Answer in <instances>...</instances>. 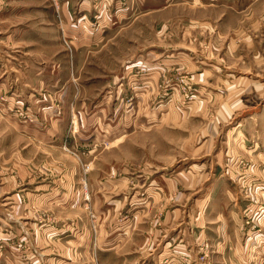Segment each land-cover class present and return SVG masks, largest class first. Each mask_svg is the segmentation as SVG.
Instances as JSON below:
<instances>
[{"label": "rangeland", "instance_id": "obj_1", "mask_svg": "<svg viewBox=\"0 0 264 264\" xmlns=\"http://www.w3.org/2000/svg\"><path fill=\"white\" fill-rule=\"evenodd\" d=\"M225 1H147L125 23L129 0L79 3L75 28L112 37L59 57L73 101L41 119L24 65L45 42L0 12V81H31L23 102L0 94V264H214L232 205L244 241L264 237V162L247 154L264 156V0Z\"/></svg>", "mask_w": 264, "mask_h": 264}, {"label": "crops", "instance_id": "obj_2", "mask_svg": "<svg viewBox=\"0 0 264 264\" xmlns=\"http://www.w3.org/2000/svg\"><path fill=\"white\" fill-rule=\"evenodd\" d=\"M44 1L47 2V0H0V12L4 10L6 16L12 17L10 18V20H8L9 22H12L11 20L16 22L17 20L16 17L18 15H19V19L26 17L24 20L30 23L29 31L31 32V34L36 33L35 36H38L37 34H40V37L38 38H40L41 40L39 42H41L42 40L43 42H45L37 50H36V46L32 47L34 48L35 54L37 55L33 56V54L31 55L26 54L30 56L28 60L31 61L30 63H27V61H25V65H24V67H26L25 69L30 70V72L26 71V73L28 72L30 77L34 78V80L30 79L32 81V85L33 86L38 85L39 89L38 90L34 89L35 92L31 94L29 100L25 99L27 102L25 100L23 102L22 97H23V93L25 92H23L22 86L30 87L28 83H31V81L28 80L27 81L28 83L26 82V84L23 85L19 81V79H15V81L13 82L16 84L13 85V87L15 86L16 89H14L13 91H11L13 89L12 86L9 87L11 89H7L6 85H4L5 83L0 81V94L6 91L5 93L7 94L8 103H14V101L17 100L23 102L24 106L26 107L28 106L34 108L39 114L38 117L40 119L48 118L47 116H49L50 118L52 117L56 118L57 116H62L59 112L61 111L62 113L64 111L63 106L73 101L71 95L73 91L69 92V89H66V87L70 84V82L69 84L63 83L62 81L63 78L58 77V75L60 76L65 71L67 72L69 70L68 68H66L64 62L60 61L59 57L65 55L66 56L65 58L68 59L67 55L69 56V54L71 55V53L72 56H77L78 54H86L91 51L94 53H99L102 49L106 47L108 42L107 40L112 37L110 34H107L108 32L106 33L101 32L100 34L91 35L89 28L88 31L82 28L87 32L82 31L81 28H77V29L75 28L76 27V24L74 23L75 13L78 10V8L76 10V6L79 3L81 5L87 4L88 7L84 6V8L87 10L90 7L91 0H56L58 3L60 2L59 3L60 5H62L60 6V10H61L60 29H59L60 26L57 23L58 15H56V12H54V10L52 9L53 8L51 4L52 0H48L47 2L49 3L50 7H45V5L43 4ZM147 1L150 3H155L158 0H129L130 4L125 9L124 15L126 18L124 23L126 22V20L127 22H130L132 20V17L136 15V11H139L141 9H146L145 8L146 3H148ZM198 1L200 2L202 1L204 3V0H198ZM242 1L243 0H227L222 4V6L226 5V7L228 6L234 8L236 5L241 4ZM244 1H246V3L248 2L249 4V1L251 2L252 0H244ZM253 1L256 2L257 0H253ZM114 8L118 9V7H116L115 5ZM87 12L90 14L92 13V11L90 12V9L89 11H85V13ZM119 14L120 16H123L122 12H120ZM5 20H7L6 17H4L3 19L0 18V22H6ZM2 28L5 27L0 24V31ZM10 30L13 29L10 28ZM10 33L12 32L8 31V34L3 35L4 37L5 36L7 37L8 42L9 41L12 43L20 42V40L18 41L15 39V36L17 34L15 33L10 34ZM62 33L67 36V39L72 45V48L67 49L68 51L63 50L64 48L60 43V39L63 38ZM41 36L43 37L41 38ZM25 60H27V58ZM35 61L38 62L36 63ZM67 61L69 62V60ZM71 64L73 65L76 64L75 59L72 61ZM3 66H4V70H8L7 64L5 65L3 64ZM12 73H14L13 70H10L11 75ZM14 75L19 76V74L17 75L15 73ZM33 96L34 98H32ZM31 99H33L34 102H36L35 105L29 103ZM0 106L2 107V103H0ZM36 107L38 110L36 109ZM43 112L45 115L43 114ZM255 151L257 150L254 149L252 151H247V154L249 156H253V159L264 162V156L261 155L262 153L259 151L258 152ZM260 174L261 172L259 173V175ZM230 199H231L230 202L232 203L234 201L233 200L234 196H232V198ZM232 209H233V205L232 208L229 209L230 210L228 213L229 216L227 218H225V216L219 213H217L218 216H216V221H218V223H220L222 227L223 235L225 234L224 233L225 230H228V232L232 234L230 239L228 237L222 239L217 232L211 233V238H214V240H216V242H218L219 245L222 244L224 250L227 249L229 250V252L225 251V253L228 252L229 258L227 257V255H224V252L221 253L219 249V256L214 257V259L216 260L213 259L214 261L213 263L214 264H264V254L262 253L263 251L260 250L256 251L254 249V247H256L257 243L259 242L261 243V246H264V241H263L264 237H262L260 241L259 239L257 240V238H254L253 240L251 238H248L246 241H244V238H242L244 236H242L240 232L241 228H240L239 217L236 213L231 212ZM224 221H226V223ZM261 226L264 231V221L261 222ZM196 227H198V225ZM218 230L216 229V231ZM220 239H222L221 243H219ZM181 242H184V244H181ZM186 246H187V241L185 239L180 240V244L178 245V247L181 248ZM191 246L195 247L196 243ZM197 247L198 246L195 247L196 248L195 253L198 252ZM248 248L251 254L247 252ZM233 250L240 251L239 254L243 255V257L238 259L231 257V253ZM197 257L198 256H195L194 259L196 260ZM170 260L175 261L174 258H170ZM173 264L175 263L173 262Z\"/></svg>", "mask_w": 264, "mask_h": 264}]
</instances>
